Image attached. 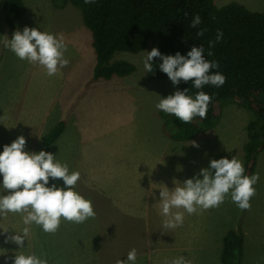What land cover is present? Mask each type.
I'll list each match as a JSON object with an SVG mask.
<instances>
[{
	"label": "rangeland",
	"instance_id": "rangeland-1",
	"mask_svg": "<svg viewBox=\"0 0 264 264\" xmlns=\"http://www.w3.org/2000/svg\"><path fill=\"white\" fill-rule=\"evenodd\" d=\"M22 1L25 11L14 26L5 21L0 7V40L5 35L11 39L17 29L22 32L25 26L49 31L58 37L62 35L67 44L65 58L70 63L57 74L48 76L43 66L21 60L11 50L0 46V125L3 120L11 119V124L0 126V152L4 145L24 134L26 151L30 152L35 147L33 152L44 150L55 155L56 145L60 144L62 149L67 138L74 135V139L72 136L69 138L73 141L67 145L64 155L70 159V171L81 173L77 191L92 201L99 222L101 220L105 224L98 232V239L105 248L110 241L116 240V257L124 255L126 259L133 248L143 253L147 232L163 227L165 217L161 214V189L167 187L171 191L176 183L182 184L186 179L197 176L212 159L236 156L246 167L244 145L248 140L247 127L255 113L247 106L236 108L229 101L224 102L213 127L195 139L171 138L164 131L166 116L156 108V104L182 89L168 78H152L145 71L143 61L147 52L153 49L152 45L138 52L117 51L114 54L113 59H125L135 64L136 70L131 74L110 79L94 78L96 54L92 46V31L84 22L81 8L70 1L62 5H57L56 0ZM233 1L251 10H264V0H215V3L222 6ZM33 112L39 118L27 119V115ZM29 121H35V125ZM60 121L64 122L60 133L63 135L47 143L46 134ZM21 130L23 134H18ZM73 130L75 133L71 134ZM192 141L198 147L193 146ZM84 142L87 150L81 154V160L76 156L75 161L73 152ZM257 172L260 176L254 185L257 208L242 211L228 195L219 207L201 213L199 218L203 223L206 222L203 219L213 216L230 220L229 229L243 233L242 264H264V148L256 158L254 174ZM98 175L99 183L94 184ZM148 178V192L144 194L143 182ZM2 180L0 174V184ZM0 194H7L2 185ZM111 196L115 198V212L110 206ZM9 215L18 226L19 214ZM9 215L0 217V262L11 245V241H5V222L9 223ZM78 230L77 224L61 218L60 227L52 238L67 245L78 238ZM110 232L113 234L111 238L108 236ZM17 252L26 253L24 248H18L13 255ZM211 257L209 250L203 251L207 264H214Z\"/></svg>",
	"mask_w": 264,
	"mask_h": 264
},
{
	"label": "clouds",
	"instance_id": "clouds-1",
	"mask_svg": "<svg viewBox=\"0 0 264 264\" xmlns=\"http://www.w3.org/2000/svg\"><path fill=\"white\" fill-rule=\"evenodd\" d=\"M95 0H84L85 4H93ZM201 24V17L196 14L191 24L196 28ZM204 29L196 32L197 37L204 35ZM223 38V32L217 31L216 39L209 41L208 56H212L211 49ZM0 45L11 50L19 59L43 66L48 76L58 73L61 68L70 63L65 58L67 44L64 37L49 31L25 26L21 32L17 29L12 38L7 35L0 40ZM205 49L194 45L187 55L177 52L175 55H162L157 48L147 52L143 61L147 73L153 72V58L159 57L162 63L160 69L166 73L174 85L192 81V86L202 89L211 84L222 86L226 77L220 72L211 73L219 67L218 62L205 58ZM189 89L177 90L174 94L162 98L156 108L165 114H171L187 124L195 117L207 118L208 106L212 97L204 91H198L195 96L188 94ZM197 146L195 141L191 142ZM26 139L20 135L11 144L4 145L0 152V174L3 176L2 188L6 195L0 194V217L7 213L22 215L25 227L15 235L7 236L6 242L11 241L24 248L30 228L35 224L46 233H55L61 223V218L73 223H84L89 218H95L93 203L76 191L80 179L79 171H70L67 162H60L51 152L41 150L29 152L25 150ZM213 170H215L213 172ZM243 162L236 156L231 159L224 157L212 159L207 168L200 173L177 184L173 190L167 187L161 189V214L165 217L163 228L175 229L183 225L184 213L198 214L201 210L219 207L230 195L242 211L251 209V198L256 194V185L260 179L259 173L245 175ZM202 176V179L200 178ZM52 180L62 179L64 187L49 185ZM173 209H183L175 211ZM7 230V229H5ZM167 233V232H165ZM137 250L133 248L127 253L126 259H117L116 264H136ZM13 264H49V260L36 253H16ZM164 264H191L183 256L165 260Z\"/></svg>",
	"mask_w": 264,
	"mask_h": 264
},
{
	"label": "trees",
	"instance_id": "trees-1",
	"mask_svg": "<svg viewBox=\"0 0 264 264\" xmlns=\"http://www.w3.org/2000/svg\"><path fill=\"white\" fill-rule=\"evenodd\" d=\"M66 1L81 8L84 22L92 31L96 54L94 78L110 79L136 70L129 60L113 59L117 51L138 52L152 45L162 55L179 52L186 56L194 45H202L205 58L219 64L211 73L220 72L226 81L220 87L207 84L196 89L192 81L182 80L178 86L189 89L190 95L204 91L212 97L207 118L195 117L185 124L163 112L164 131L175 139H190L216 124V106L236 100L255 113L248 123L249 139L244 145V174H253L256 155L264 148V10H251L235 1L218 6L215 0H95L93 4H85L84 0H56L55 3L62 5ZM0 7L10 26L25 11L22 0H0ZM196 14L200 15L201 24L192 28L189 25ZM199 29L205 31L197 37ZM218 30L223 32V38L211 49L213 55L208 56L209 41L216 39ZM161 63L159 57L153 58L154 70L148 75L169 79L160 69ZM63 125L60 121L46 134L47 143L60 135ZM243 240L242 232L232 229L227 232L222 247L225 264H242Z\"/></svg>",
	"mask_w": 264,
	"mask_h": 264
},
{
	"label": "crops",
	"instance_id": "crops-1",
	"mask_svg": "<svg viewBox=\"0 0 264 264\" xmlns=\"http://www.w3.org/2000/svg\"><path fill=\"white\" fill-rule=\"evenodd\" d=\"M228 103L234 104L236 108L240 105L245 106L244 104H241L236 100L234 101L231 100ZM221 105L216 106L215 109V112L217 113L218 116L219 113L221 112ZM23 109L24 107L22 108V111ZM27 116H28L27 119L33 118V120H35L36 118L37 119L39 118L38 116H36L34 112L32 114H28ZM34 122L29 121L30 124L33 123L32 125H35ZM4 123L11 124V119L5 121L3 120L2 124ZM31 126L29 127L30 131H32ZM207 130L208 129L202 132H205ZM22 131L23 130L19 132L18 131H14V132H18V134H23L24 131L23 132ZM74 133L75 130H73L71 134ZM200 133H198L197 135H199ZM61 135L58 137V139L61 137ZM197 135L192 137V139H195ZM71 136H69L68 138L66 137L68 141L66 143L64 142L62 149L59 148L60 144H57L55 147V151H56L55 158L62 163L64 162L68 163V160L70 161L68 155L66 158L64 153L66 152L67 145L73 141L69 139ZM82 136L85 139L84 133L82 134ZM72 137L74 139L75 136L73 135ZM248 139H249V132H248ZM33 149H35V147ZM33 149H30V152H33ZM86 150L87 147L85 145V142L81 146H77L75 148V152H73L75 154V161L77 157L79 158V160H81L80 158L81 154L83 152H86ZM255 165H256V160H255ZM254 171H255V167H254ZM95 178L96 179L94 180V184L98 181L97 178H100V175L96 176ZM149 181L150 178L146 179L143 182L144 194L145 192H148L149 186L147 185V183L149 184ZM52 184H55L57 187H62L64 181L62 179L52 180L50 178L48 186H51ZM75 190L77 191V187ZM111 197L113 199L111 200L110 206L113 207L112 211L115 212V207H114L115 198L113 196ZM250 203H251V209L247 211H252L258 207L255 206L256 204H258V197L254 195L251 198ZM176 211H184V210L176 209ZM205 211L211 212V208L208 210H201L198 212V214H192V215H189L185 212L183 225L175 229H171L167 231L162 226H161L162 229L159 230H156V227L150 229V232H147L148 237H147V245L144 248L145 251L143 253H139V251L137 252L136 264H164L165 260L171 261L172 259L180 256H183L185 259L190 260L191 264H207L205 259L203 258V251L206 252L208 250L213 256L211 258L214 259V264L215 263L225 264L222 261V247H223L224 237L227 234V232L230 231L229 229L230 220L224 221L222 220L221 217L213 216V218L207 217L206 219H203L204 221L206 220V222L203 223L201 222L202 219L199 218L201 213ZM9 214L10 213H7L6 215ZM19 217L20 220L17 222V224L19 225L17 226L9 215V223L7 224V220L5 222V229H7L5 230V238L9 235H15L16 231L21 232L22 229L25 227V225L22 222V215L19 214ZM96 217L97 216H95V218L92 219L89 218L84 223H80V224L73 223L75 225L77 224L79 227V230L77 232L78 238H75L73 241H70L67 245H64V242L62 244L55 242L54 239L52 238V235H54V233H46L38 225L32 224L28 226L30 228V231L27 239H25L24 241V249L26 254L33 252L36 253L37 255L43 254L49 260V264H116L117 259H124L125 256L123 255L122 257H116L114 255V250L117 249V244H118L116 240L110 241L111 243L108 245L107 248H105V246L98 239V236H100V233L98 234V232L103 230L105 224L102 223L101 220L100 223L98 219L99 217L97 218ZM110 222L111 221H109V225ZM90 231H95V232L89 233ZM108 236L109 238H111L113 234L110 232ZM169 238L170 241L168 242ZM18 248H19L18 245L11 242L10 249L6 253V256H2L0 264H13L15 258V255L13 254L14 251L17 250ZM243 251H244V245L242 248V254Z\"/></svg>",
	"mask_w": 264,
	"mask_h": 264
}]
</instances>
